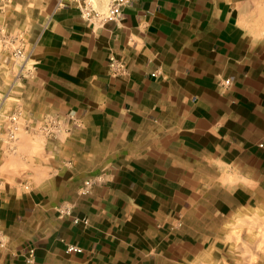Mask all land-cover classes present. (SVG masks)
<instances>
[{"label":"crops","instance_id":"0c3cea01","mask_svg":"<svg viewBox=\"0 0 264 264\" xmlns=\"http://www.w3.org/2000/svg\"><path fill=\"white\" fill-rule=\"evenodd\" d=\"M54 2L1 100L29 136L70 121L7 174L0 264H237L231 227L264 217V0Z\"/></svg>","mask_w":264,"mask_h":264},{"label":"rangeland","instance_id":"374dc122","mask_svg":"<svg viewBox=\"0 0 264 264\" xmlns=\"http://www.w3.org/2000/svg\"><path fill=\"white\" fill-rule=\"evenodd\" d=\"M54 3V0H0V100L8 97L15 84L20 83L26 58L20 57L18 51L28 52L30 42L42 28ZM10 101L6 108H9ZM19 136L17 151L0 158V176L6 182H10L6 178L10 170L19 175L25 151H29L33 160L40 143L46 138L42 134L30 137L23 129ZM231 228L233 231L227 238L235 246L236 258L240 262L237 264H264V217L247 216L246 220L236 222Z\"/></svg>","mask_w":264,"mask_h":264},{"label":"built area","instance_id":"2783aa9c","mask_svg":"<svg viewBox=\"0 0 264 264\" xmlns=\"http://www.w3.org/2000/svg\"><path fill=\"white\" fill-rule=\"evenodd\" d=\"M71 0H56L57 8H61L69 3ZM139 0H112L108 9L102 12L96 9L89 1L83 0L80 7L82 16L88 22L99 21L103 22L109 19H121L124 15V8L132 2H138ZM20 57L28 58V54L22 50L18 51ZM109 67L114 76H119L121 73L126 71V64L122 62L115 56H111L109 59ZM226 85L230 84V81H225ZM68 118H63L58 115H49L44 118V120L37 125L35 133L42 134L46 137L57 138L60 134L67 131V125L69 124ZM23 118L19 111L12 112L10 114H5L3 111V102L0 101V141L4 146L5 150L12 154L18 149L17 143L20 139L19 133L23 129ZM92 182L87 181L83 193L89 192V187ZM5 187V181L0 176V193ZM28 188V187H27ZM66 215L72 216V211L70 209L65 210ZM76 224L83 223L87 225L89 223L88 219L85 218H74ZM68 253H82L83 249L75 244L67 245ZM34 250H30V256L27 261L31 263L33 261Z\"/></svg>","mask_w":264,"mask_h":264}]
</instances>
